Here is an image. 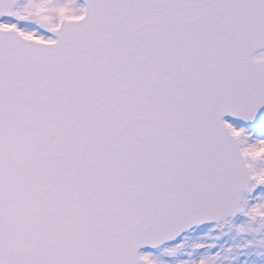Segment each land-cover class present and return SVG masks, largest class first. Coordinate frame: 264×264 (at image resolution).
Wrapping results in <instances>:
<instances>
[{
  "label": "snow or ice",
  "instance_id": "snow-or-ice-1",
  "mask_svg": "<svg viewBox=\"0 0 264 264\" xmlns=\"http://www.w3.org/2000/svg\"><path fill=\"white\" fill-rule=\"evenodd\" d=\"M0 264H264V0H0Z\"/></svg>",
  "mask_w": 264,
  "mask_h": 264
}]
</instances>
